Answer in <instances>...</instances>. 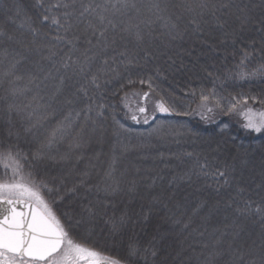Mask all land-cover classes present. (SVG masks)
Instances as JSON below:
<instances>
[{
    "label": "trees",
    "instance_id": "obj_1",
    "mask_svg": "<svg viewBox=\"0 0 264 264\" xmlns=\"http://www.w3.org/2000/svg\"><path fill=\"white\" fill-rule=\"evenodd\" d=\"M82 3L116 0H0V156L18 153L74 238L122 264L130 245L138 264L153 249L156 264H259L264 133L237 111L264 110V0H130L81 16Z\"/></svg>",
    "mask_w": 264,
    "mask_h": 264
},
{
    "label": "snow or ice",
    "instance_id": "obj_2",
    "mask_svg": "<svg viewBox=\"0 0 264 264\" xmlns=\"http://www.w3.org/2000/svg\"><path fill=\"white\" fill-rule=\"evenodd\" d=\"M57 6L69 7L67 4ZM129 7L135 8L136 6L130 3V0H116V3L111 5L98 4L93 6L90 3H82L80 15L84 16L86 13L95 12L96 9L107 12L113 9L121 11ZM154 7L160 9L159 5H154ZM201 7H204V5H201ZM99 18L101 22L107 20V17L103 15H99ZM45 19L48 18L45 17ZM52 22L60 23L56 19H53ZM108 23L115 27L111 20H108ZM138 27L137 25L136 28L138 29ZM132 30V26L125 29V31ZM105 31L106 29L101 30L99 35L103 37ZM134 35L137 40L143 39L138 30L135 31ZM92 83H96L95 78H93ZM145 83L143 80L140 81V84ZM147 86L151 91L152 84L148 82ZM148 97L149 92L142 94L144 101H147ZM201 99L206 101L208 97L202 96ZM251 99L255 100L256 98L252 97ZM261 102L264 103V101ZM238 103L239 101L225 110L235 109ZM244 103L247 104V98L244 99ZM155 108L160 113L173 114L175 112L177 115L180 114L163 100L157 101ZM207 110L212 111L211 108ZM138 111L145 113L146 107L141 105L138 107ZM243 113V129L257 134L264 133V111L257 112L252 108H247L243 110ZM132 119L137 120V117L133 115ZM144 122H148L147 117H145ZM18 155L17 153L14 156L9 150L6 154L0 156V163L4 164L5 169L11 168L14 177L10 183H0V264H122V261L106 257L74 238L73 226L63 222L55 214L51 204L41 194L42 189H47L48 192H52L53 189L48 188L47 184L25 181V178L21 175L22 169L17 159ZM219 175L225 176V173L220 172ZM17 176L19 179H15ZM256 213L260 214L261 219L264 220V210L258 207ZM113 229H116L115 225H113ZM147 251L145 249V253ZM137 256H140L139 250L130 245L127 264H138L133 260ZM151 256L153 257V264H156L158 252L155 249L151 251ZM144 258L146 259V256ZM239 260L243 262L244 256L240 255ZM247 264H255V261L250 260ZM259 264H264V251H262Z\"/></svg>",
    "mask_w": 264,
    "mask_h": 264
},
{
    "label": "rangeland",
    "instance_id": "obj_3",
    "mask_svg": "<svg viewBox=\"0 0 264 264\" xmlns=\"http://www.w3.org/2000/svg\"><path fill=\"white\" fill-rule=\"evenodd\" d=\"M209 108V105H204L203 107H200L199 109H198V113H196L197 114V116L198 117H201V115H205L206 114V112H208V109ZM240 110H238L237 112H238V115L240 116V118L243 120V122H244V113H243V110H246L247 109V107H240L239 108ZM255 111H257V112H259V111H264V110H257V109H255ZM10 170V173H11V175H10V179H9V181H6V182H4V183H10V182H12L13 181V179H14V177H13V173H12V171H11V168L9 169ZM15 179H19V177L17 176V177H15ZM26 181V180H25Z\"/></svg>",
    "mask_w": 264,
    "mask_h": 264
}]
</instances>
